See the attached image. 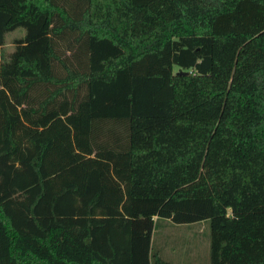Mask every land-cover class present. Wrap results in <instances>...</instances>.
<instances>
[{
	"label": "trees",
	"instance_id": "trees-1",
	"mask_svg": "<svg viewBox=\"0 0 264 264\" xmlns=\"http://www.w3.org/2000/svg\"><path fill=\"white\" fill-rule=\"evenodd\" d=\"M0 264H264V0H0Z\"/></svg>",
	"mask_w": 264,
	"mask_h": 264
},
{
	"label": "rangeland",
	"instance_id": "rangeland-1",
	"mask_svg": "<svg viewBox=\"0 0 264 264\" xmlns=\"http://www.w3.org/2000/svg\"><path fill=\"white\" fill-rule=\"evenodd\" d=\"M24 32L17 29L5 37L0 46V58L13 50L14 40ZM154 242L163 250L164 259L172 264H207L209 231L200 223L174 225L166 222L155 231Z\"/></svg>",
	"mask_w": 264,
	"mask_h": 264
}]
</instances>
